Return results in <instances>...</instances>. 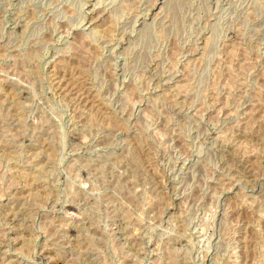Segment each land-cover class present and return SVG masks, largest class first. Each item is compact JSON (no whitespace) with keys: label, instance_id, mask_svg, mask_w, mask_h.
I'll return each instance as SVG.
<instances>
[{"label":"rangeland","instance_id":"rangeland-1","mask_svg":"<svg viewBox=\"0 0 264 264\" xmlns=\"http://www.w3.org/2000/svg\"><path fill=\"white\" fill-rule=\"evenodd\" d=\"M0 264H264V0H0Z\"/></svg>","mask_w":264,"mask_h":264},{"label":"bare ground","instance_id":"bare-ground-1","mask_svg":"<svg viewBox=\"0 0 264 264\" xmlns=\"http://www.w3.org/2000/svg\"><path fill=\"white\" fill-rule=\"evenodd\" d=\"M65 28V27H64ZM161 86V85H160Z\"/></svg>","mask_w":264,"mask_h":264}]
</instances>
